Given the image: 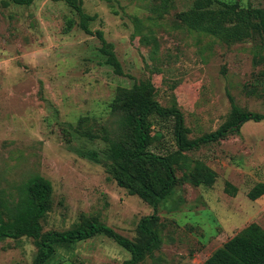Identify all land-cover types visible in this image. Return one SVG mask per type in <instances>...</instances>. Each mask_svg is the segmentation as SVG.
<instances>
[{
	"label": "rangeland",
	"instance_id": "rangeland-1",
	"mask_svg": "<svg viewBox=\"0 0 264 264\" xmlns=\"http://www.w3.org/2000/svg\"><path fill=\"white\" fill-rule=\"evenodd\" d=\"M81 1L96 16L91 29L113 44L122 75L66 1L20 6L0 0V197L11 199L19 185L40 175L53 186L44 232L94 218L134 240L154 208L112 178L105 138L119 136L121 120L112 101L122 89L151 82L162 105L178 103L191 140L226 123L231 97L245 110L264 113V33L257 26L264 0H242L237 16L230 15L239 20L245 14L255 25L245 41L191 30L181 17L194 0ZM151 123L149 149L175 150L172 124L154 117ZM190 155L216 171L217 180L196 187L178 171L174 195L158 210L161 246L140 264H204L250 224L264 229V195L248 197L264 183V122H248ZM227 182L237 187L236 196L225 191ZM36 252L33 239L8 238L0 241V264H33ZM130 257L100 235L58 247L48 264H124Z\"/></svg>",
	"mask_w": 264,
	"mask_h": 264
},
{
	"label": "trees",
	"instance_id": "trees-1",
	"mask_svg": "<svg viewBox=\"0 0 264 264\" xmlns=\"http://www.w3.org/2000/svg\"><path fill=\"white\" fill-rule=\"evenodd\" d=\"M20 6H30L36 0H4ZM78 17V26L88 35L96 36L100 52L114 72L122 75L123 68L113 44L109 43L101 30L93 31L91 22L96 16L88 14L81 0H64ZM248 4L246 8L250 9ZM242 0H194L191 13L181 17L191 30L213 36H227L233 40L245 41L254 36L256 29L245 14L239 20L230 18L232 13L243 8ZM207 13H217V18L203 22ZM228 18V19H226ZM237 19V18H236ZM68 21V27H73ZM258 28L264 33V11L259 13ZM231 112L224 125L195 139L188 138V129L182 110L176 101L169 106L156 99L153 83H135L132 88L122 89L112 101L113 113L120 115V134L117 138L106 137L113 165L112 178L130 195L147 201L154 213L145 216L138 224V237L134 240L120 234L112 227L94 218L65 231L44 232L42 219L50 210L53 186L50 180L35 175L19 185L17 194L11 199L0 197V241L5 239L31 238L37 252L33 264H48L58 247L73 245L96 236H107L128 251L130 259L124 264H140L147 255H152L161 246L158 224L159 207L174 195L178 183V171L182 180L196 187H211L217 180V173L205 161L194 158L190 153L203 146L219 142L237 133L248 122H264V113L249 111L238 106L231 97ZM172 124L176 149L165 154L150 150L155 137L152 135L151 118ZM225 191L231 196L238 193L237 187L226 183ZM264 195V183L257 184L248 197L255 201ZM204 264H264V229L252 223L241 230L222 247L217 249Z\"/></svg>",
	"mask_w": 264,
	"mask_h": 264
}]
</instances>
